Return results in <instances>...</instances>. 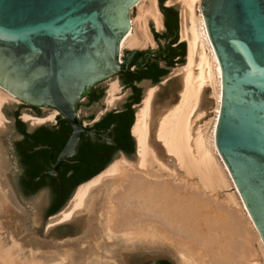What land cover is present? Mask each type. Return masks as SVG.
<instances>
[{
    "label": "bare ground",
    "instance_id": "obj_1",
    "mask_svg": "<svg viewBox=\"0 0 264 264\" xmlns=\"http://www.w3.org/2000/svg\"><path fill=\"white\" fill-rule=\"evenodd\" d=\"M174 1L180 3V36L187 42L186 61L173 72L175 92L160 105L158 85L147 88L131 128L135 159L121 153L81 183L46 222V233L76 222L82 228L79 237L57 244V250L29 247L38 242L39 229L28 226L27 215L41 226L47 196H35L23 209L9 188L0 154V264H130L135 255L153 262L168 255L175 264H260L258 256L264 261L261 237L215 145L221 72L200 0H169L163 6ZM159 8L158 0L134 2L119 43L120 59L125 48L155 44L150 22L163 28ZM132 9L136 15L131 16ZM117 81H110L107 109L118 105ZM13 101L19 99L0 86V132L7 120L3 107ZM209 109L213 117L201 124ZM58 112L24 113L23 119L41 124ZM231 186L235 191L222 197L221 190Z\"/></svg>",
    "mask_w": 264,
    "mask_h": 264
},
{
    "label": "water",
    "instance_id": "obj_2",
    "mask_svg": "<svg viewBox=\"0 0 264 264\" xmlns=\"http://www.w3.org/2000/svg\"><path fill=\"white\" fill-rule=\"evenodd\" d=\"M135 1L0 0V86L24 103L57 109L72 127L56 160L34 181L47 174L61 182L57 168L76 153L83 133L95 139L77 112L93 87L120 75L134 55L136 68L164 60L166 53L155 49L119 58ZM159 5L162 13L169 7ZM200 10L221 72L215 145L264 245V0H200ZM43 148L50 146L31 151Z\"/></svg>",
    "mask_w": 264,
    "mask_h": 264
},
{
    "label": "flooded vegetation",
    "instance_id": "obj_3",
    "mask_svg": "<svg viewBox=\"0 0 264 264\" xmlns=\"http://www.w3.org/2000/svg\"><path fill=\"white\" fill-rule=\"evenodd\" d=\"M164 14L163 24L165 29L173 33L174 16L170 12ZM177 44V41H175L164 52H161L160 54L166 53V56L164 60L159 61L168 62L172 57H178L180 53L176 55L175 53L180 50L174 48ZM145 53L143 52V54ZM135 59L136 55H134L130 66L123 67L122 73L118 75L122 85L130 90L123 106L110 110L105 109L103 112H93L83 118L78 104L77 112L80 122L97 133L93 140L88 133L84 132L76 153L69 157L71 162L64 161L58 166L57 170L61 182H58L56 177L47 174L43 175L38 181L33 179L42 171L50 168V158L52 161L56 160L58 153L72 132L69 121L58 112L55 121L53 123L49 122L51 126L38 124L31 130L20 131L21 140L16 142V150L21 163V181L23 182L25 194L29 195L37 190L47 189L50 191L49 195L54 200L55 205L53 207H55L59 201L64 200L69 195L77 184L105 169L116 156L121 153L124 155L130 154L135 144L131 133V121H133V105L138 103L137 100L139 101L138 84L142 81H148L152 84L154 80L158 79L159 81L164 76V68L158 65V61L148 64L145 68H136L134 66ZM101 92V87L95 86L82 99H85L86 104L90 106L99 100ZM32 107L34 109L40 108ZM111 125H113L112 130L108 131ZM98 133H107L113 144L107 143ZM38 144L48 145L50 148L31 151ZM36 171H38V174L31 177L32 173Z\"/></svg>",
    "mask_w": 264,
    "mask_h": 264
},
{
    "label": "rangeland",
    "instance_id": "obj_4",
    "mask_svg": "<svg viewBox=\"0 0 264 264\" xmlns=\"http://www.w3.org/2000/svg\"><path fill=\"white\" fill-rule=\"evenodd\" d=\"M169 0H164L163 3L160 4H166V2ZM170 9L166 8V12H170L174 17H176L177 20V28H173V33L169 32L168 30L165 29V26L163 24V28L160 30H157L154 26V24L152 22H150V31L154 37L155 40V44L154 45H147L145 47L139 48L141 49L142 52H150L151 49H155L159 52V54L161 52H164L171 43L177 41V46L174 47L175 49H179L180 51L176 52V54L180 55L178 57H172L171 59L168 60V62H163V61H158V65L161 66L162 68H164V76H162L158 82H156V85H158V90H157V100L159 102V104L161 105L164 101H166L168 98H170V96L175 92L173 85L175 83V75H173L174 70L178 69L180 66H182L185 61H186V54H187V42L183 41L181 39L180 36V29H181V24H180V3L177 1L172 2L171 4H169ZM168 7V8H169ZM160 9V8H159ZM161 11V10H160ZM163 14V23H164V16L165 14ZM136 15V11H134L132 9V14L131 16ZM174 31L179 32V34H177L176 36L173 37V39L170 41L169 44H166V40L167 38L173 36ZM154 33H157V36H154ZM130 48H125L123 51L122 56L124 55V53L129 50ZM114 77H111L109 79H107L106 81H102L100 83H98L96 85V87H101L102 92L100 93V97L99 100L96 101L95 103H93L92 105L88 106L86 104L85 99H82L79 101V109H80V114L81 116L84 118L87 115H89L90 113L93 112H103L106 108L105 106V99L107 96V90L110 84V81L116 79L118 80V84L120 86V91L118 92V96L119 97V101H118V105L115 108H119L121 106H123L126 98L129 96L128 94L130 93V90L126 88V86L122 85V82L119 80V77L117 74L113 75ZM169 78V79H168ZM168 79V80H167ZM167 80V81H166ZM161 84V85H159ZM139 86V101L142 103L146 90L149 86H152L151 84H149L148 81H142L138 84ZM174 90V91H173ZM138 101V102H139ZM140 102L139 104L136 103L133 105V117L135 119V114L136 111L138 109V107L140 106ZM33 105L24 103L22 101L19 100V102L17 101H13L11 103L6 104L3 107V113L5 115V117L7 118V120L5 121V128L2 132H0V154L3 157L4 160V165H3V169H4V174H5V178L9 183V188H11V190L13 191V194L15 195V198L17 199V201L19 202V204L21 205V207L23 209H28V205L27 202L29 200H31L32 198H34L37 195H40L42 193H46L47 196V200L44 204V206L42 207V225L41 226H37L35 224V222L32 220V218H30L27 215V220H29V225L30 227H35L37 229H39L38 232V242H36L34 244V246H29L30 248H32L33 250H41L42 248H44L45 246L50 247L52 250H57V244L59 243H64L67 240H74L77 238V236L79 237L81 235L82 232V228L81 226L76 223V222H72V221H68V222H64L62 224H58L56 226H54L48 233H46V222L48 221V219L52 216L51 214V209L53 208L54 204V200L52 199V197H50L49 192L47 189H41V190H37L36 192L32 193V194H25L24 192V186H23V182L21 181V174H22V168H21V163L19 161V154L16 150L17 148V141L21 140V136H20V131L22 130H31L32 128H34L35 126H37L38 124H32L31 122L24 120L23 119V114L24 113H28L31 114L33 116H44V115H48L50 112L53 111V109L51 107H47V106H41L38 109H34V107H32ZM136 106V108H135ZM35 107H39V106H35ZM210 107H212V105H210ZM110 110V109H108ZM39 114H43V115H37L36 113ZM99 116V114H98ZM213 117V109H209L208 110V115L201 121V124L203 123V121H208L209 119H211ZM55 121V119L53 121H47L43 124V126H51V123H53ZM51 122V123H49ZM135 140V144L130 152L129 155H127V157H129V159L133 160L135 159V155L137 152V142L136 139ZM121 156V155H120ZM118 156V157H120ZM117 156L115 157L118 158ZM235 189L233 186L227 188V189H223L221 190L220 194L222 197H225V195L228 192H234ZM69 200H64L61 203L62 207L64 205V207L66 206V203ZM57 205V204H56ZM59 207V209H60ZM63 207V208H64ZM61 208V209H63ZM60 209V210H61ZM59 210V211H60ZM58 211V210H57ZM58 211V212H59ZM55 214L57 212H54ZM48 215H51L48 217ZM54 215V214H53ZM48 217V218H47ZM31 220V221H30ZM37 226V227H36ZM50 235V236H48ZM85 246H87V243L85 244ZM258 248V246H257ZM85 257H87V255H85ZM155 261H148L149 258L146 257H139L138 255H135L134 257H132L130 264H162L161 261L162 260H167L170 264H175L174 261H172L173 259L168 256V255H159L156 258H154ZM260 261V264H264V261L262 259L261 256H258L257 258Z\"/></svg>",
    "mask_w": 264,
    "mask_h": 264
},
{
    "label": "trees",
    "instance_id": "obj_5",
    "mask_svg": "<svg viewBox=\"0 0 264 264\" xmlns=\"http://www.w3.org/2000/svg\"><path fill=\"white\" fill-rule=\"evenodd\" d=\"M159 1V3H163L164 2V0H158ZM167 9H170V7L168 8L167 7ZM172 28H177V20H176V17H174V22H173V24H172ZM154 36L156 37L157 36V33H154ZM163 74H165V72H163ZM158 81V79H156V80H154V82L153 83H156ZM136 102H138V100L136 101ZM140 102V101H139ZM138 102V103H139ZM134 122V121H133ZM133 122L131 121V124L133 125ZM104 170V169H103ZM102 170H100V172H101ZM97 174L99 173V172H96ZM93 174L94 176L95 175H97V174ZM38 174V171H36V172H34V173H32V175H31V177H34V176H36ZM93 176V177H94ZM91 177V176H90ZM92 178V177H91ZM88 179V178H87ZM90 179V178H89ZM88 179V180H89ZM86 180V179H85ZM85 180H83L84 182H85ZM87 181V180H86ZM80 183H83V182H80ZM65 200V199H64ZM64 200H61V201H59L58 203H57V205L55 206V207H53L52 209H51V213H54V212H56L58 209H59V207L61 206V203L64 201ZM55 214V213H54ZM53 215V214H52ZM161 263L162 264H170L167 260H162L161 261Z\"/></svg>",
    "mask_w": 264,
    "mask_h": 264
},
{
    "label": "crops",
    "instance_id": "obj_6",
    "mask_svg": "<svg viewBox=\"0 0 264 264\" xmlns=\"http://www.w3.org/2000/svg\"><path fill=\"white\" fill-rule=\"evenodd\" d=\"M149 84H150V83H149ZM133 121H134V117H133ZM133 121H132V122H133ZM119 155H120V154H119ZM119 155H118V156H119ZM118 156H117V157H118ZM114 159H115V158H114ZM114 159H113V160H114ZM66 162H71V161H66ZM112 162H113V161H112ZM38 175H39V174H38ZM38 175H37V176H38ZM53 177H55V176H53ZM56 179H57V178H56ZM80 184H81V183H80ZM80 184H79V185H80ZM77 185H78V184H77ZM77 185H76V186H77ZM79 185H78V186H79ZM76 186H75V187H76ZM78 186H77V187H78ZM75 187H74V188H75ZM76 189H77V188H76ZM76 189H75V190H76ZM73 190H74V189H73ZM73 190L69 193V195L65 198V200H67L69 197H71V196L73 195V194L71 195V193L73 192ZM73 193H74V192H73ZM70 195H71V196H70ZM68 200H69V199H68Z\"/></svg>",
    "mask_w": 264,
    "mask_h": 264
}]
</instances>
